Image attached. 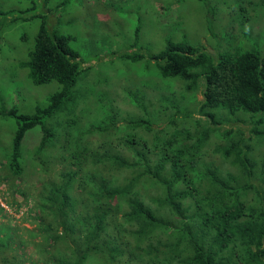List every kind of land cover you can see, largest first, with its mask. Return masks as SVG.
<instances>
[{
    "label": "trees",
    "instance_id": "obj_1",
    "mask_svg": "<svg viewBox=\"0 0 264 264\" xmlns=\"http://www.w3.org/2000/svg\"><path fill=\"white\" fill-rule=\"evenodd\" d=\"M48 21L39 15L20 66L32 84L53 80L56 88L30 110L0 106L15 124L0 155L1 179L11 186L27 175L21 139L35 125L40 136L30 164L49 172L46 147L56 134L45 119L74 98L80 72L69 34ZM150 59L160 78L176 77L186 95L199 92L194 108L166 97L171 115L164 125L131 117L124 124L130 130L114 143L101 136L92 148L64 149L55 175L38 181L31 227L0 205V264H264V50L213 54L168 39ZM129 95L146 114L141 97ZM72 120L62 126L65 143ZM108 129L116 133L114 114L94 127Z\"/></svg>",
    "mask_w": 264,
    "mask_h": 264
},
{
    "label": "rangeland",
    "instance_id": "obj_2",
    "mask_svg": "<svg viewBox=\"0 0 264 264\" xmlns=\"http://www.w3.org/2000/svg\"><path fill=\"white\" fill-rule=\"evenodd\" d=\"M38 14L47 15L52 30L69 34L68 44L77 53L80 72L74 98L45 119L56 134L46 147L49 172L44 175L38 165L30 164L40 136L37 125L28 128L21 139L28 172L14 181L18 188L8 178L1 179L6 170L0 168V205L19 226L33 225L27 213L35 210L32 199L38 181L55 175L62 165L55 159L64 149L77 144L92 148L101 136L112 137L114 143L116 136L130 130L124 124L131 117H146L152 128L164 125L171 115L166 111V97L176 106L194 108L192 99H199V92L186 95L182 81L160 78L153 60H148L166 40H184L213 54L236 48L264 50V0H0V106L15 104L30 110L35 103H44L46 94L57 86L53 80L32 84L20 66L37 29ZM135 52L142 54L138 60L124 56ZM131 92L141 97L146 114L131 99ZM110 114L116 119V133L95 131L97 124L108 122ZM71 119L65 143L62 126ZM14 129L13 119L0 115L1 156L10 148ZM135 130L150 135L142 127ZM22 191L27 192L26 198Z\"/></svg>",
    "mask_w": 264,
    "mask_h": 264
}]
</instances>
